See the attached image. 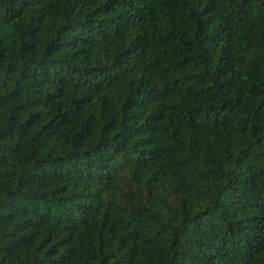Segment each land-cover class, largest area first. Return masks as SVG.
<instances>
[{"label": "trees", "instance_id": "obj_1", "mask_svg": "<svg viewBox=\"0 0 264 264\" xmlns=\"http://www.w3.org/2000/svg\"><path fill=\"white\" fill-rule=\"evenodd\" d=\"M0 264H264V0H0Z\"/></svg>", "mask_w": 264, "mask_h": 264}]
</instances>
